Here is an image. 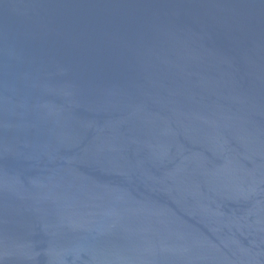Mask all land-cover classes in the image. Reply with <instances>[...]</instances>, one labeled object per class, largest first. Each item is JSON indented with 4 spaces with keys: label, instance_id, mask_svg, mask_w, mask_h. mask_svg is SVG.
Wrapping results in <instances>:
<instances>
[{
    "label": "water",
    "instance_id": "1",
    "mask_svg": "<svg viewBox=\"0 0 264 264\" xmlns=\"http://www.w3.org/2000/svg\"><path fill=\"white\" fill-rule=\"evenodd\" d=\"M0 264H264V0H0Z\"/></svg>",
    "mask_w": 264,
    "mask_h": 264
}]
</instances>
